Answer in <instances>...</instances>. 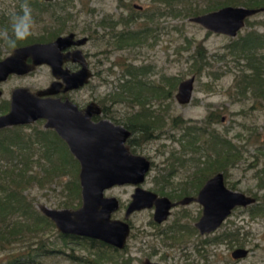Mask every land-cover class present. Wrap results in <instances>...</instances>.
<instances>
[{
    "label": "rangeland",
    "instance_id": "374dc122",
    "mask_svg": "<svg viewBox=\"0 0 264 264\" xmlns=\"http://www.w3.org/2000/svg\"><path fill=\"white\" fill-rule=\"evenodd\" d=\"M197 2L201 8L207 6L203 0ZM26 3V0H0V39L4 38L5 31L9 35L13 16L19 12L20 4ZM51 3L50 7L43 9L28 6L34 27L27 40H38L42 36L48 39L50 34L61 36L68 33H75L80 38H89L82 51L90 61L94 76L85 87L64 95L79 108L94 101L106 108L111 121L122 124L126 122L130 112L128 108L132 104L114 103L110 98L113 94L122 92L119 90L118 79L130 64L138 71L143 70V76L138 72L139 78L142 76L139 83L143 88L144 83L149 88L160 86L157 89L159 97L155 94L150 96L151 90L140 92L150 99H141L145 103H151L147 106L151 111L150 115L160 118L156 128H149L148 133L137 136L135 141L137 146L134 152L147 157L152 163V169L141 185L143 189L179 198L184 188L188 192L193 190L195 184L187 185L190 179L201 180L203 176L209 175L211 168L202 165L203 153L208 151L206 154L210 156L214 153L209 145L203 144L209 135L201 137L197 142L202 149L197 154L187 150L184 153L182 149V144H185L182 138L188 127H192V130L195 127H206L208 133L213 131L229 140L233 144L234 152L241 156L235 165L227 167V173L224 174L226 186L246 196L255 197V205L258 206L256 210H263L252 216V206L235 209L232 217L224 224L226 227H221L214 234L219 236L232 233V236H236L239 233L234 244L213 243L212 235L200 238L196 237V234H186V228L189 227L190 231L196 217L201 215L197 204L172 210L167 221L160 225L153 221L152 209L137 212L128 220L131 232L124 253L117 256L131 258V264H142L146 259L159 264H264V187L259 186L258 175L264 168V105L255 104L249 95L235 93L238 71L234 62L235 52L230 48L239 37L247 33L254 30L264 32V13L248 19L252 25H245L237 37L232 39L190 23L189 18L180 16L183 13L179 11V7L169 8L163 3L155 4L153 0H54ZM195 4L197 3L193 6H197ZM135 7H140L141 10ZM135 9L143 11L147 16L137 18L138 21L130 30L138 31L141 27H147L151 31L144 34L143 39L135 45L120 48L117 35L122 33L124 26L111 25L109 28L108 25L116 24L124 18L128 20L131 13L135 14ZM43 10L47 12L42 13ZM53 10H56L55 16H61L60 20L64 22L62 27L57 18L53 21L50 13ZM148 17L152 18V21L149 22ZM3 20L4 23L1 24ZM12 50L1 43L0 60L9 56ZM197 50H200V55L196 59L203 65L206 64L199 72H195L194 60L191 59ZM233 52L234 54H231ZM240 64L244 66L243 62ZM191 77L194 78L192 99L187 105H179L175 100L178 84ZM52 81L47 66H40L26 76H10L0 84L3 93L0 106L9 104L10 92L15 88L25 87L36 92L47 88ZM168 91L170 97L161 98L163 92ZM134 105L138 109V104ZM209 115H215L212 118L213 123L205 125ZM174 118H178L180 124H172ZM43 125V121H37L26 126L22 132L31 134L35 131H46ZM61 157H51L58 167L56 175H50L43 187L31 186L30 191L26 193L37 211L40 205L50 209H64L58 207L59 202L66 200L69 194L64 186L74 187L75 170L66 161L60 162ZM176 158L185 160V165L181 167L175 163ZM197 158L199 159L196 161ZM31 167L35 172L39 171L37 164L34 163ZM170 172L171 175L168 176ZM165 180H168V185ZM133 192L134 187L129 185L113 187L105 192V197H114L120 203L119 210L112 216L113 219L124 220V212ZM71 196L72 194L68 199ZM50 241H53L52 237ZM201 241L204 245L198 252ZM239 245H245L250 253L242 260L233 261L230 253ZM12 247L16 248L14 245ZM72 248L76 255H87L80 246ZM3 253L4 251L0 252V263H4ZM43 264L75 263L69 262L66 256L57 255L44 260Z\"/></svg>",
    "mask_w": 264,
    "mask_h": 264
},
{
    "label": "water",
    "instance_id": "95a60500",
    "mask_svg": "<svg viewBox=\"0 0 264 264\" xmlns=\"http://www.w3.org/2000/svg\"><path fill=\"white\" fill-rule=\"evenodd\" d=\"M45 3L54 0H40ZM141 10L140 7H135ZM264 13V8L226 6L216 11L189 18L190 23L201 26L208 32L236 38L251 17ZM88 39H75V34L59 36L48 43H34L14 49L9 56L0 60V84L10 76H26L40 66H47L53 78L43 90L32 92L29 88L18 87L10 92L9 110L0 115V130L17 126L44 122V129L54 131L66 144L70 154L79 165L78 181L81 206L77 209H50L38 206L39 212L48 218L61 235H71L102 242L117 250H123L130 235L127 223L136 212L154 209L153 220L157 224L165 222L177 204L166 197H158L143 190L150 162L143 156L131 153L126 141L130 132L108 120L93 121L100 114L99 106L92 101L85 109L58 95L79 90L92 78V73L82 51ZM71 47L73 51L65 52ZM30 61V62H28ZM79 66L70 71L65 64ZM194 78L178 84L175 100L179 105H187L192 99ZM0 90V98L2 97ZM136 187L124 213V220L113 219L119 210V201L105 197V192L113 187ZM197 202L203 207L202 216L196 224L201 234L215 231L237 207H248L256 200L243 193L229 190L221 173L207 180L196 198H184L179 204ZM246 250L232 253L234 259L245 258ZM143 264H157L145 260Z\"/></svg>",
    "mask_w": 264,
    "mask_h": 264
},
{
    "label": "trees",
    "instance_id": "16d2710c",
    "mask_svg": "<svg viewBox=\"0 0 264 264\" xmlns=\"http://www.w3.org/2000/svg\"><path fill=\"white\" fill-rule=\"evenodd\" d=\"M25 1V0H23ZM159 1V2H156ZM194 1V2H193ZM198 0H153L156 3H163L169 8L179 7V11H182V17L191 18L199 15H203L212 11H216L222 7H246L252 9L264 8V0H203L206 3L205 8H201ZM26 4L34 9H43L47 6H51L50 3H45L40 0H26ZM194 3H197L193 6ZM22 5L18 7L19 12L13 16L22 14ZM22 10V11H21ZM135 14L131 13L127 18L117 21L116 24H109L117 27L119 25L124 26L122 33L117 35L118 47L127 48L126 46H133L135 43L143 39L151 30L147 27H141V30H134L130 27L135 25L139 18H145L147 15L142 11L133 10ZM42 11V13H46ZM175 12V11H173ZM55 21L59 22L62 27L63 21L60 20L61 16H55L56 10L50 12ZM162 15V14H161ZM138 18V19H137ZM151 19V20H150ZM61 21V23H60ZM66 21V20H65ZM148 21H152V18L148 17ZM4 23V20L1 24ZM247 26L252 24L247 20ZM62 31V30H61ZM10 37H12V30L9 31ZM60 34H50L47 38L42 36L38 40L27 39L16 41V47H11L8 42L2 38L0 44L11 49L24 47L32 43H46L54 40ZM14 39V37H12ZM230 48L235 52V64L237 68V90L236 94L251 97L255 104L264 105V32L260 33L256 30L247 33L245 36L239 37V40L234 42ZM200 50L194 53L191 57L194 60L195 72L205 68L206 64H202L201 61L196 59L200 55ZM231 53V54H234ZM205 58H202L204 60ZM241 62L244 66H241ZM143 76V70H137L131 64L128 65L121 78L118 79L119 90L113 94L110 100L114 103H129L132 104L129 108L133 107L135 103L140 105L139 112L132 113L130 110L127 115V122L131 123L130 126L134 129V133L139 135H145L148 133V129H154L158 125L159 117L150 115L151 111L145 107L150 102L145 103L143 100L150 99L145 98L140 92L145 90H151V95L155 94L156 97L160 86H153L151 88H145L139 83V73ZM139 78V80H138ZM138 80V81H137ZM129 84V85H128ZM141 85V86H140ZM136 91V92H135ZM172 91V90H171ZM123 94V95H122ZM170 97V91L163 92L161 98ZM143 99V100H141ZM151 104V103H150ZM9 110V104L5 103L0 106V113L7 112ZM215 115H209L205 125L207 123L212 124V118ZM178 118L172 120V124H180ZM116 122V121H115ZM119 123V122H116ZM29 126V125H27ZM26 126H17L12 128H5L0 130V250L4 251V263L0 264H43L44 260L55 257L57 255L66 256L67 260L75 264H131V258L125 259L118 257L120 253H124V250H117L110 246L103 244L102 242L90 240L86 238H79L71 235L59 234L53 223L37 211L34 207L32 199L26 194L30 191L31 186L38 185L43 187L46 184V180L49 176H55L56 169L55 162L51 157H60L61 161H66L74 168V187L67 188L69 191L66 200L59 202L58 207L64 209H77L81 206L80 186L78 181L77 172L79 173V165L75 158L70 154L66 144L57 136L52 130L38 131L31 134H25L22 130ZM130 128V129H131ZM204 128L188 127L185 131L182 141L183 152L197 154L202 149L197 145L201 137L209 135L204 140L205 145L214 152L212 156L206 154L202 157L204 160L202 165L204 167H210L211 172L206 177L203 176L201 180H193L196 185H203L207 179L216 173H227V167L235 165V163L241 158L236 152H234L233 144L227 139H224L215 134V132L208 133V130ZM131 129V130H132ZM147 131V132H146ZM202 132V133H198ZM133 133V134H134ZM135 135V134H134ZM186 152V153H187ZM204 152V151H203ZM199 158L196 159V161ZM175 163L181 167L185 165L186 161L181 158H176ZM37 164L39 171L35 172L31 167L32 164ZM49 166V167H48ZM172 166V165H170ZM173 172V171H171ZM171 172L169 175H171ZM211 174V175H210ZM259 186L264 187V168L258 172ZM200 182V184H199ZM168 185V180H165ZM181 192L186 195L189 194L188 190L184 188ZM162 193V192H161ZM71 198L68 199V197ZM256 207V208H253ZM257 205L252 206L251 215H257L259 211L256 210ZM256 210V211H254ZM165 234V233H164ZM48 235V236H47ZM53 241H50V238ZM16 246L13 248L12 246ZM73 246H80L84 249L87 255H76ZM66 249H70L67 251ZM6 250H9L6 252ZM0 251V252H1Z\"/></svg>",
    "mask_w": 264,
    "mask_h": 264
},
{
    "label": "flooded vegetation",
    "instance_id": "af4514ba",
    "mask_svg": "<svg viewBox=\"0 0 264 264\" xmlns=\"http://www.w3.org/2000/svg\"><path fill=\"white\" fill-rule=\"evenodd\" d=\"M68 34H70V33H68ZM68 34H66V35H68ZM75 34V33H74ZM61 36H64V35H61ZM59 37V36H58ZM77 38H80V37H78L76 34H75V39H77ZM87 39H88V42H89V38L88 37H86ZM56 39V38H55ZM54 39V40H55ZM53 41V40H52ZM51 42V41H50ZM87 42V43H88ZM46 43H48V42H46ZM87 43H86V45H87ZM32 44H34V43H32ZM31 45V44H30ZM85 45V46H86ZM85 46H83V47H85ZM76 49V47H71V48H69V49H67L65 52H68V51H73V50H75ZM13 51V50H12ZM11 51V52H12ZM11 52H10V54H11ZM9 54V55H10ZM84 56H85V58H86V61H87V63H88V67H89V69H90V71H91V73H92V75L94 76V72H93V70H92V68H91V64H90V61L88 60V58L86 57V55L84 54ZM6 58V57H5ZM28 62H30V61H28ZM64 67H67V68H69L70 69V71H77L78 69H79V66L78 65H75V64H70V63H67V64H65L64 65ZM92 76V77H93ZM52 83V82H51ZM50 83V84H51ZM57 97H60L61 99H64L66 96H64V95H58ZM89 104V103H88ZM88 104L85 106V107H83V108H79V109H85L87 106H88ZM98 106H99V109H100V114L99 115H95V116H93V121L94 122H98V121H100V120H108V121H110V122H112L113 124H115V125H120V126H122V127H124L125 129H127L131 134H130V136H129V138L127 139V141H126V145L129 147V149H130V151H131V153L132 154H134V155H138V156H141V155H139V154H136L134 151L136 150V146H137V144H136V139H137V136L139 137V134H137V132H135L134 133V129H132L131 128V126H130V124L131 123H129V122H127L126 120V122H123V124L122 123H116L114 120L113 121H111L112 119L111 118H108V113L106 112V108L105 107H103V106H101V105H99V104H97ZM135 107H136V105H134ZM131 107V108H128V109H130V110H132V113H136V112H139V110H140V105H137L138 106V109L137 108H135V107ZM149 107L150 106V104H147L145 107ZM132 130H131V129ZM147 132V131H146ZM135 135H134V134ZM143 157H145V156H143ZM145 158H147V157H145ZM147 160L150 162V169H149V172H150V170L152 169V163H151V161L147 158ZM149 172L146 174V177H145V180H146V178H147V175L149 174ZM219 173H221V172H219ZM216 174H218V173H216ZM216 174H214V175H216ZM221 174H223V173H221ZM214 175H212L209 179H211ZM223 176H224V174H223ZM199 177V176H198ZM197 179V178H196ZM209 179H207V180H209ZM193 180L194 179H190V181H188L187 182V185H193L194 184V182H193ZM206 180V181H207ZM145 182V181H144ZM224 182H225V178H224ZM197 183L195 182V186H194V188H193V190H191V191H189V192H193L192 194L191 193H189V194H186V195H184L183 193H180V197L179 198H174V197H172V195H170L169 194V196H165V195H163L161 192H159V191H156V192H153V191H150V190H146V189H143L142 187H141V185H140V187L143 189V190H145V191H149V192H152V193H154L155 195H157L158 197H166V198H168L172 203H175V204H177L176 205V207H174L172 210H174V209H176V208H178V207H186V206H189V205H191V204H197L199 207H200V209H201V215L199 216V218H198V216L196 217V220H195V222L192 224V227L190 228V231H189V227H187L186 228V230H185V232H186V234H196V237H200V238H203V237H209V236H213L214 238L212 239V241H213V243H217V244H226L227 242H229V243H232V244H234L235 242H237V239H235L236 237H239L238 235H239V233H238V235H236V236H232L233 234L232 233H223V234H221V235H219V236H215L214 234L221 228V227H226V226H224V224L227 222V220L230 218V217H232V213H233V211L235 210V209H238V208H242V209H245V208H248V207H250V206H248V207H245V208H243V207H237V208H235V209H233L232 210V212H231V214H230V216L229 217H227L222 223H221V225L219 226V228H217L215 231H213V232H211V233H209V234H201V232L195 227L196 226V224L198 223V221H199V219L201 218V216H202V211H203V207L199 204V203H197V202H191L190 204H188V205H185V206H182V205H180L179 204V202L182 200V199H184V198H196L197 197V195H198V193L200 192V190L203 188V186H204V184L201 186V185H196ZM199 184H200V182H199ZM226 185V184H225ZM227 187V186H226ZM135 188L136 187H134V190H135ZM228 188V187H227ZM229 190H231L230 188H228ZM233 191V190H232ZM134 193V192H133ZM132 193V194H133ZM132 196V195H131ZM174 198V199H173ZM252 198H254L255 200H256V198L255 197H252ZM130 203V202H129ZM129 203L127 204V206L129 205ZM120 204V203H119ZM255 204H256V202H255ZM254 204V205H255ZM253 206V205H252ZM119 208H120V206H119ZM127 208V207H126ZM126 210V209H125ZM149 210H151V209H149ZM153 210V214H154V209H152ZM172 210H171V212H172ZM144 211V210H143ZM141 212V211H140ZM171 212H170V214H171ZM125 213V212H124ZM137 213V212H136ZM133 215V214H132ZM169 218V217H168ZM129 220V219H128ZM154 221V220H153ZM167 221V220H166ZM165 221V222H166ZM127 223H128V221H127ZM164 223V222H163ZM129 224V226H130V230H131V225H130V223H128ZM157 224V223H156ZM162 224V223H161ZM160 225V224H159ZM188 231L190 232V233H188ZM203 245H204V242L203 241H201V243L199 244V247H198V249H197V251L199 252L201 249H202V247H203ZM240 246H242V245H239V247H237V248H234V249H232V252L230 253V258L233 260V261H239V260H242V259H244V258H242V259H234L233 257H232V253L233 252H235V251H237V250H246V251H248V254L250 253V251H249V249H247L246 248V246L244 245V247L242 246V247H240ZM248 254H247V256H248ZM187 256V255H186ZM246 256V257H247ZM245 257V258H246ZM146 260H148V259H146ZM150 261V260H149ZM150 262H152V261H150ZM153 263H157V262H153ZM143 264V263H142ZM157 264H159V263H157Z\"/></svg>",
    "mask_w": 264,
    "mask_h": 264
},
{
    "label": "clouds",
    "instance_id": "9594fccd",
    "mask_svg": "<svg viewBox=\"0 0 264 264\" xmlns=\"http://www.w3.org/2000/svg\"><path fill=\"white\" fill-rule=\"evenodd\" d=\"M23 9L22 14L16 15L11 24L12 37L5 31L3 33L5 40L9 46L16 47V41L25 40L32 35L34 21L31 18L30 11L27 4L21 6Z\"/></svg>",
    "mask_w": 264,
    "mask_h": 264
}]
</instances>
